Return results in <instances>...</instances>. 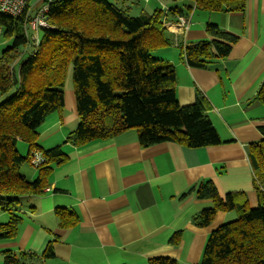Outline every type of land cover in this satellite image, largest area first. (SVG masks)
<instances>
[{
	"label": "crops",
	"instance_id": "obj_1",
	"mask_svg": "<svg viewBox=\"0 0 264 264\" xmlns=\"http://www.w3.org/2000/svg\"><path fill=\"white\" fill-rule=\"evenodd\" d=\"M155 1L138 0L133 6L141 9L145 2L142 9L149 13L171 6L167 0ZM197 12L190 16L188 29L171 27L172 45L154 56L176 68L181 106L194 104L198 94L207 99V114L221 144L188 148L166 142L142 147L138 131L132 129L112 139L73 146L67 139L80 119L74 90L69 89L63 110L46 119L38 139L44 150L61 146L67 159L52 169L44 194L21 198L16 235L0 238V264L9 252L25 253L24 264H150L158 258L201 264L211 233L233 221V211H219L210 226H197L194 216L212 207V200L198 198L197 189L212 182L223 199L239 194V205L261 204L249 155L251 145L264 140V105L256 100L264 83V0H247L240 13ZM208 23L237 35L239 41L227 59L206 68L191 67L179 45L208 40ZM30 166L24 167L23 175L34 181L38 168ZM58 209L73 212L77 224L61 226ZM10 219L11 214L0 209V225ZM49 245L54 256L44 258Z\"/></svg>",
	"mask_w": 264,
	"mask_h": 264
},
{
	"label": "trees",
	"instance_id": "obj_2",
	"mask_svg": "<svg viewBox=\"0 0 264 264\" xmlns=\"http://www.w3.org/2000/svg\"><path fill=\"white\" fill-rule=\"evenodd\" d=\"M170 1L173 4L167 13L161 8L151 13L141 9L132 16L133 7L122 9L110 0H60L49 13L52 29L42 32L41 43L29 58H24L29 45L25 16L0 15L1 33L14 38L0 58V209L11 214L9 223L0 225V238L16 235L22 220L16 214L21 198L44 194L52 169L67 159L61 146L44 150L38 139L46 119L65 106L64 88L71 65L80 119L67 139L73 146L112 139L132 129L138 131L142 147L166 142L188 148L221 144L207 114V99L198 94L194 104L181 106L176 68L157 59L154 52L173 43L167 20L190 18L194 10L240 13L246 10L247 0H184V6ZM206 31L208 40L179 45L182 58L191 67L206 68L227 59L239 41L237 35L214 23H208ZM256 100L264 105V83ZM19 140L29 145L27 156L16 149ZM36 153L43 161L36 165L38 177L30 181L21 168L33 164ZM249 156L257 176L264 178V140L251 145ZM258 177L262 202L257 208L239 205V194L221 198L212 182L197 189L198 198L212 200V207L194 216L197 226H210L219 211H236L238 216L211 233L201 264H264V185L260 182L264 184V179ZM56 213L63 227L78 222L71 211L58 209ZM25 256L9 252L5 264H24ZM53 256L49 245L43 257ZM150 264L178 263L158 258Z\"/></svg>",
	"mask_w": 264,
	"mask_h": 264
},
{
	"label": "built area",
	"instance_id": "obj_3",
	"mask_svg": "<svg viewBox=\"0 0 264 264\" xmlns=\"http://www.w3.org/2000/svg\"><path fill=\"white\" fill-rule=\"evenodd\" d=\"M59 1L60 0H38L32 5V0H0V13L15 19L25 16L26 37L28 41L32 43L35 51L41 43L40 34L44 30L52 29L49 21V13L51 8ZM163 10L167 13L169 9L166 8ZM178 23L177 26L188 29L190 18L180 17ZM36 157V159H33V163L38 165L43 160L40 154L36 155ZM47 191L49 192V190Z\"/></svg>",
	"mask_w": 264,
	"mask_h": 264
},
{
	"label": "rangeland",
	"instance_id": "obj_4",
	"mask_svg": "<svg viewBox=\"0 0 264 264\" xmlns=\"http://www.w3.org/2000/svg\"><path fill=\"white\" fill-rule=\"evenodd\" d=\"M38 0H32V5H34L36 2H37ZM155 1V0H154ZM163 1V0H162ZM110 2H112V3H114V4H116L117 6H119L120 8H122V9H126V7H133V12H130V14L132 15V16H137V15H139V13H140V11H141V9H142V6L145 4V2H143V5H141V9H139V8H136V7H134L133 5H135L136 3H135V1L134 0H110ZM156 2V4H158L159 2L156 0L155 1ZM165 2V1H164ZM167 2L169 3V5H171V4H173V2L172 1H170V0H167ZM135 3V4H134ZM154 2H152L151 4H150V8H154L155 6L154 5H156ZM159 6V5H158ZM144 7V6H143ZM202 13H205V14H208L209 15V13H211V12H203V11H198L197 13H196V15H198V14H202ZM0 15H3L2 13H0ZM203 15V14H202ZM179 19L177 20V21H172V20H167V23H165V25H166V28H167V30L169 31V30H173V31H175L174 29H172L171 27H176L179 23ZM167 26H169V27H167ZM196 27V25H194L193 24V28H195ZM24 31H25V35H26V30H25V26H24ZM41 36H43V34L41 33L40 34ZM13 41H14V38L13 37H7L6 35H5V33H4V31H3V33H0V58L2 57V55H3V52L9 47V46H12V44H13ZM29 45L26 47V50H25V56H24V58H29L28 56H29V54L34 50V47L32 46V43H28ZM30 58H31V56H30ZM18 67V66H17ZM73 75H74V72H73V66L71 65L70 67H69V69H68V73H67V78H66V83H65V92H68L69 91V89H72V90H74V79H73ZM3 102V99L0 97V104ZM16 149L18 150V152L22 155V156H27L28 155V152H29V145L26 143V142H24V141H21V140H19L18 142H17V145H16ZM36 155H38V153H36L35 154V156L33 157V159H36L37 157H36ZM32 165H35L34 163L32 164ZM36 166V165H35ZM24 167H29V168H31V166H30V164L29 163H26L25 165H23L22 166V169H21V173L22 174H26L25 173V170H24ZM37 167V166H36ZM263 176L262 175H260L258 178L259 179H264V178H262ZM260 181V180H259ZM261 183H262V185H264L263 184V182L262 181H260ZM264 187V186H263ZM264 189V188H263ZM232 217H231V219L230 220H235L238 216H237V213H236V211H233L232 212Z\"/></svg>",
	"mask_w": 264,
	"mask_h": 264
}]
</instances>
